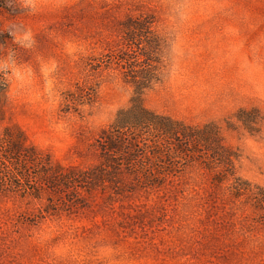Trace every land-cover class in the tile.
<instances>
[{
  "label": "rangeland",
  "instance_id": "374dc122",
  "mask_svg": "<svg viewBox=\"0 0 264 264\" xmlns=\"http://www.w3.org/2000/svg\"><path fill=\"white\" fill-rule=\"evenodd\" d=\"M7 3L0 132L18 126L65 172L100 164L98 137L131 87L119 69L89 75L87 63L143 10L166 40L163 78L144 104L199 136L145 130L161 156L133 157L114 172L113 189L64 182L41 201L0 200V264H264V0ZM82 81L96 84L95 102L63 112L64 91ZM240 109L256 113L243 122ZM147 174L155 184L144 187Z\"/></svg>",
  "mask_w": 264,
  "mask_h": 264
},
{
  "label": "trees",
  "instance_id": "16d2710c",
  "mask_svg": "<svg viewBox=\"0 0 264 264\" xmlns=\"http://www.w3.org/2000/svg\"><path fill=\"white\" fill-rule=\"evenodd\" d=\"M0 8H9L7 0H0ZM158 20L153 11L129 13L123 19V33L119 41L87 63L89 75L102 70L119 69L124 83L131 87L128 104L116 111L110 124L98 137L101 163L90 169L71 168L65 172L61 165L52 164L48 155L39 153L29 144L25 133L18 126H5L0 132V200L19 197L29 202L41 201L49 195L51 188H60L64 182L75 183L80 187L89 186L90 189L99 186L113 189L117 184L114 172L131 165L133 157L147 153L152 154L153 158L161 156L160 152L153 151L155 143L147 137L145 130L153 129L159 134L163 131L170 138L182 136L185 141L199 136L194 127L158 114L144 104L145 92L163 78L162 55L166 40L161 35ZM6 88L5 75L0 71V116L4 112ZM96 96V84L76 82L73 88L64 91L62 110L80 112L86 105L91 106ZM253 112L256 113L255 110L240 109L235 116L245 122V116ZM211 126L205 125L203 129ZM138 180L144 187L155 184L150 174L138 177ZM112 194L119 193L114 191ZM47 201L44 207L52 202L49 199ZM44 207L40 209L39 217L49 213Z\"/></svg>",
  "mask_w": 264,
  "mask_h": 264
}]
</instances>
